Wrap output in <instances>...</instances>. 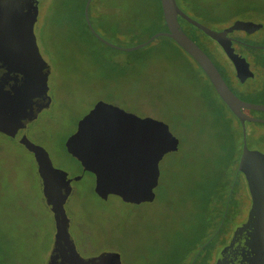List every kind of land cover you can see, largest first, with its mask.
Instances as JSON below:
<instances>
[{
  "label": "rangeland",
  "instance_id": "rangeland-1",
  "mask_svg": "<svg viewBox=\"0 0 264 264\" xmlns=\"http://www.w3.org/2000/svg\"><path fill=\"white\" fill-rule=\"evenodd\" d=\"M177 2L213 28L217 27L213 21L233 16L262 22L251 34L234 30L264 45V0ZM83 5L84 0L39 1L34 32L49 67L50 103L26 129L27 137L46 149L53 166L71 178L64 205L77 251L81 255L116 251L121 264H213L210 258L221 246L219 235L245 219L251 203L245 178L236 173L237 162L227 157L228 145L233 153H241L238 118L200 65L172 38L160 35L132 50L108 45L86 27ZM89 18L103 38L118 46H131L167 30L157 0H91ZM181 26L231 72L217 42L183 20ZM236 47L255 59L257 77L247 86L260 90L251 97L264 103V67L257 62L264 48ZM100 99L164 121L179 139L178 148L159 162L152 201L132 203L115 194L101 198L94 191V174L83 171L67 151V137ZM222 113L233 123L231 142L220 135ZM256 117L264 118V112ZM246 128L248 147L264 152V122L247 121ZM54 234L53 212L45 201L33 153L0 132V264H45Z\"/></svg>",
  "mask_w": 264,
  "mask_h": 264
},
{
  "label": "water",
  "instance_id": "water-1",
  "mask_svg": "<svg viewBox=\"0 0 264 264\" xmlns=\"http://www.w3.org/2000/svg\"><path fill=\"white\" fill-rule=\"evenodd\" d=\"M90 2L85 1L84 16L97 38L127 50L142 47L160 35L172 38L200 65L220 98L238 118L242 148L236 173H243L246 179L251 205L247 219L236 225L231 241L219 250L216 264H264V152L249 148L246 141L247 121L264 122V118L250 116L242 110L243 107L264 110V103L242 99L229 87L209 54L184 31L179 16L217 42L241 79L254 77V72L246 56L233 53L229 32L234 29L251 32L263 23L236 20L232 25L216 29L190 16L177 0H160L167 30L156 31L131 46H118L93 28ZM38 4L39 0H0V132L23 144L34 155L43 195L55 220L54 240L45 264H121L116 251L90 255L77 251L64 205L71 191V178L66 171L54 167L46 149L26 134L27 124L50 103L49 67L34 32ZM254 46L264 48V45ZM178 144L179 139L164 121L139 116L101 99L78 120L76 129L65 141L67 151L80 162L83 171L94 174V191L101 198L115 194L132 203L155 198L159 162L165 153L176 150Z\"/></svg>",
  "mask_w": 264,
  "mask_h": 264
},
{
  "label": "flooded vegetation",
  "instance_id": "flooded-vegetation-1",
  "mask_svg": "<svg viewBox=\"0 0 264 264\" xmlns=\"http://www.w3.org/2000/svg\"><path fill=\"white\" fill-rule=\"evenodd\" d=\"M4 1H6V0H4ZM40 1V0H39ZM85 17V16H84ZM180 17V16H179ZM254 21V20H253ZM256 22H258V21H256ZM222 27H219V28H216V29H221ZM261 28V27H260ZM259 28V29H260ZM259 29H257V30H259ZM236 30V29H235ZM235 30L234 31H231V32H229V35L233 38L232 39V41H231V48H232V51H233V53H235V54H237V55H242V56H246V58H247V60H248V62H249V68L254 72V77H247V78H245V79H241L240 78V76H238V74H237V72H236V70H235V68H234V66H233V64H232V62L230 61V59L227 57V55H226V57L229 59V62H230V64H231V67H232V69H231V72H229V73H227V74H225V73H221L222 75H223V77H224V79H225V81L227 82V84L229 85V87L240 97V98H246V100H250V101H253V102H256V101H254L255 99L254 98H252L251 96H252V94H257L258 92H261L260 90H258V89H256L255 87H250V86H247V82H249L251 79L252 80H255V78L257 77V72H256V70H255V68H254V66H253V62L256 64V62H255V59L251 56V55H248L247 53H244V51L243 50H240V49H238L237 47H236V45L237 44H239V45H243V46H245V47H256V46H254V45H258V44H255V43H253V42H250V41H248V40H246V39H244L241 35H237V34H235ZM239 31V30H238ZM243 31V30H242ZM243 33H248V34H251L250 32H247V31H243ZM232 44H234V46L232 45ZM223 51V50H222ZM224 52V51H223ZM40 99V97H38L37 99H36V101L37 100H39ZM258 103H260V102H258ZM242 110L246 113V114H248V115H250V116H253V117H256V114L258 113V112H264V110H258V109H252V108H247V107H243L242 108ZM82 167V166H81ZM238 174H241L243 177H244V175H243V173H241V172H239ZM245 178V177H244ZM245 181H246V179H245ZM247 183V182H246ZM250 193V192H249ZM250 198H251V196H250ZM251 201V200H250ZM250 205H251V203H250ZM250 208V207H249ZM249 211V210H248ZM247 216H248V213H247ZM247 216H246V218L245 219H243V220H241V221H238L232 228H231V230H229V232L228 231H222L221 232V234L219 235V240L221 241V246L219 247V249L217 248L216 249V251H215V253H214V257L213 258H210V260H212L213 261V264H216V262H217V254H218V252H219V250L222 248V247H224L225 245H227L230 241H231V239H232V237H233V234H234V229H235V227H236V225H238V224H240V223H242V222H244L246 219H247ZM220 231V230H219ZM218 231V232H219ZM227 232V233H226ZM217 234V233H216ZM221 235H223L222 237H221ZM225 235H227V237H225ZM212 238V237H211ZM211 238H210V240H211Z\"/></svg>",
  "mask_w": 264,
  "mask_h": 264
},
{
  "label": "trees",
  "instance_id": "trees-1",
  "mask_svg": "<svg viewBox=\"0 0 264 264\" xmlns=\"http://www.w3.org/2000/svg\"><path fill=\"white\" fill-rule=\"evenodd\" d=\"M85 1L86 0H84V4H85ZM158 1V4H159V6H160V11L162 12V8H161V3H160V0H157ZM82 14H83V17H84V5H83V9H82ZM235 17L236 16H233V17H230L229 19H222V20H215V21H213L215 24H217V27L216 28H219V27H222V28H224V27H226V26H228V25H232L233 23H234V21H236L235 20ZM85 18V17H84ZM231 19H234L233 21L231 20ZM181 20H183V21H185V22H187L185 19H183L182 17H179V21H180V23H181ZM229 22V21H231L228 25H225V26H222L221 24H224V23H226V22ZM189 25H191V26H193L192 24H190L189 22H187ZM85 25H86V27L88 28V30L94 35V33L91 31V29L89 28V26H88V24H87V22H86V20H85ZM194 28H196V29H198L197 27H195V26H193ZM198 30H200V29H198ZM185 31V30H184ZM233 31V30H232ZM186 32V31H185ZM231 32V31H230ZM187 33V32H186ZM188 34V33H187ZM189 35V34H188ZM95 36V35H94ZM193 39H195L193 36H191ZM210 56V55H209ZM258 59V63L259 64H261V66L262 67H264V56H260L259 58H257ZM213 60V59H212ZM214 61V60H213ZM214 63L216 64V66L218 67V69H219V71L222 73H225V74H227V73H229V72H227V71H225L223 68H221L220 66H219V64L216 62V61H214ZM228 75V74H227ZM242 99H244V98H242ZM245 100H246V98H245ZM250 101V100H249ZM225 104V103H224ZM231 111V110H230ZM232 112V111H231ZM233 113V112H232ZM222 114H224V113H222ZM233 115H234V113H233ZM235 116V115H234ZM222 119H223V121H221V123H222V127H221V129H220V135H223V134H225V141L227 142H231L232 141V138H233V136H234V128L232 127V125H233V123H232V121H231V119H229V117H227V115L226 114H224V115H222ZM219 135V134H218ZM229 146V150H228V155H227V157H229V158H231V162L233 161V163H235L236 164V162L238 161V156H239V153H233V148L230 146V145H228ZM234 156H235V158H234ZM236 161V162H235Z\"/></svg>",
  "mask_w": 264,
  "mask_h": 264
}]
</instances>
